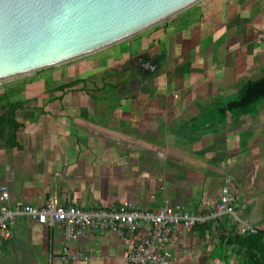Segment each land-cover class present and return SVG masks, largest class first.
Returning <instances> with one entry per match:
<instances>
[{
    "label": "crops",
    "instance_id": "obj_1",
    "mask_svg": "<svg viewBox=\"0 0 264 264\" xmlns=\"http://www.w3.org/2000/svg\"><path fill=\"white\" fill-rule=\"evenodd\" d=\"M264 0H203L97 54L0 86V115L15 107L16 146L0 139V188L10 208L165 200L192 213L233 199L216 230L178 231L170 264H242L223 238L236 218L264 232V103L254 115L220 109L264 78ZM158 63L146 73L139 60ZM241 235V234H240ZM63 230L18 217L0 264H129L116 234L72 245L90 261L62 262Z\"/></svg>",
    "mask_w": 264,
    "mask_h": 264
},
{
    "label": "water",
    "instance_id": "obj_2",
    "mask_svg": "<svg viewBox=\"0 0 264 264\" xmlns=\"http://www.w3.org/2000/svg\"><path fill=\"white\" fill-rule=\"evenodd\" d=\"M203 0H0V82L76 61ZM139 60L154 74L158 63Z\"/></svg>",
    "mask_w": 264,
    "mask_h": 264
},
{
    "label": "built area",
    "instance_id": "obj_3",
    "mask_svg": "<svg viewBox=\"0 0 264 264\" xmlns=\"http://www.w3.org/2000/svg\"><path fill=\"white\" fill-rule=\"evenodd\" d=\"M264 43V31L258 37ZM11 196L8 188H0V256L2 244L7 241L18 217H28L50 229L63 230L65 245L61 253L62 262L90 261L83 252L72 253V245L92 233L116 234L126 243L125 258L129 264H170V249L174 235L184 230L193 231L198 226H211L216 230L226 216H235L233 199L226 197L221 204L209 205L207 213H192L185 206L165 200L162 208L154 213L130 203L103 208L95 206L85 210L77 203L59 205L50 198L43 207L21 206L10 208ZM239 232L243 236L257 235L260 230L236 218Z\"/></svg>",
    "mask_w": 264,
    "mask_h": 264
},
{
    "label": "trees",
    "instance_id": "obj_4",
    "mask_svg": "<svg viewBox=\"0 0 264 264\" xmlns=\"http://www.w3.org/2000/svg\"><path fill=\"white\" fill-rule=\"evenodd\" d=\"M264 103V78L259 81L248 82L238 97L220 109L222 116L227 113L237 116L254 115ZM15 107L0 115V139L16 146L15 135L19 125L15 122ZM222 245L233 247L237 253L243 255L242 264H264V232L257 235L243 236L237 232L229 234L221 240Z\"/></svg>",
    "mask_w": 264,
    "mask_h": 264
},
{
    "label": "rangeland",
    "instance_id": "obj_5",
    "mask_svg": "<svg viewBox=\"0 0 264 264\" xmlns=\"http://www.w3.org/2000/svg\"><path fill=\"white\" fill-rule=\"evenodd\" d=\"M21 78V77H19ZM19 78H15V79H10V80H7V81H3V82H0V86L4 85V84H8V83H11V82H15L17 79ZM23 78V77H22Z\"/></svg>",
    "mask_w": 264,
    "mask_h": 264
},
{
    "label": "flooded vegetation",
    "instance_id": "obj_6",
    "mask_svg": "<svg viewBox=\"0 0 264 264\" xmlns=\"http://www.w3.org/2000/svg\"><path fill=\"white\" fill-rule=\"evenodd\" d=\"M141 70H144L146 73H148L150 71L149 68H147L146 66L145 67H140Z\"/></svg>",
    "mask_w": 264,
    "mask_h": 264
}]
</instances>
